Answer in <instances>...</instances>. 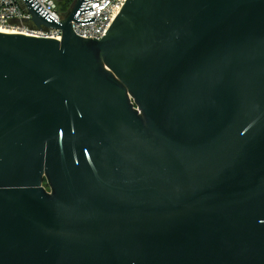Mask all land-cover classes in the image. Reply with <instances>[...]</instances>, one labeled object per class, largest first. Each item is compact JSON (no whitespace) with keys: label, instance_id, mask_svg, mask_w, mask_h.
I'll return each instance as SVG.
<instances>
[{"label":"water","instance_id":"obj_1","mask_svg":"<svg viewBox=\"0 0 264 264\" xmlns=\"http://www.w3.org/2000/svg\"><path fill=\"white\" fill-rule=\"evenodd\" d=\"M87 1L0 32V264H264V0Z\"/></svg>","mask_w":264,"mask_h":264},{"label":"built area","instance_id":"obj_2","mask_svg":"<svg viewBox=\"0 0 264 264\" xmlns=\"http://www.w3.org/2000/svg\"><path fill=\"white\" fill-rule=\"evenodd\" d=\"M42 8L58 22L65 21L72 6L68 10H62L57 0H36ZM125 0H93L87 1L86 6H91L92 10L79 13V19L96 17L91 23H81L71 21V30L78 36L84 38L95 37L100 39L106 34L108 26L122 7ZM24 0H0V29L10 33L24 34L29 36H40L54 38L58 41L61 39L62 30L60 28H51L43 24L38 25L32 19ZM46 181V180H45ZM43 182L44 188L50 191L46 182Z\"/></svg>","mask_w":264,"mask_h":264},{"label":"trees","instance_id":"obj_3","mask_svg":"<svg viewBox=\"0 0 264 264\" xmlns=\"http://www.w3.org/2000/svg\"><path fill=\"white\" fill-rule=\"evenodd\" d=\"M59 3L60 8L64 10H68L72 4L74 3V0H57Z\"/></svg>","mask_w":264,"mask_h":264},{"label":"bare ground","instance_id":"obj_4","mask_svg":"<svg viewBox=\"0 0 264 264\" xmlns=\"http://www.w3.org/2000/svg\"><path fill=\"white\" fill-rule=\"evenodd\" d=\"M0 32H5L7 33L8 31L4 30V29H0Z\"/></svg>","mask_w":264,"mask_h":264},{"label":"rangeland","instance_id":"obj_5","mask_svg":"<svg viewBox=\"0 0 264 264\" xmlns=\"http://www.w3.org/2000/svg\"><path fill=\"white\" fill-rule=\"evenodd\" d=\"M46 182V181H45Z\"/></svg>","mask_w":264,"mask_h":264}]
</instances>
